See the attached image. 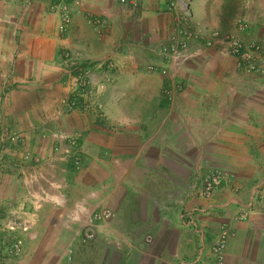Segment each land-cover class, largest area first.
<instances>
[{"label":"crops","instance_id":"obj_1","mask_svg":"<svg viewBox=\"0 0 264 264\" xmlns=\"http://www.w3.org/2000/svg\"><path fill=\"white\" fill-rule=\"evenodd\" d=\"M65 2L60 34L59 0H0V231L24 210L32 244L12 264H196L223 225L224 264H264V76L239 70L226 41L264 44V0L191 1L194 28L219 35L172 64L171 101L166 76L146 71L175 15L166 0ZM64 53L104 84L101 116L61 108L74 87ZM213 169L226 179L205 198ZM103 208L112 218L84 240Z\"/></svg>","mask_w":264,"mask_h":264},{"label":"built area","instance_id":"obj_2","mask_svg":"<svg viewBox=\"0 0 264 264\" xmlns=\"http://www.w3.org/2000/svg\"><path fill=\"white\" fill-rule=\"evenodd\" d=\"M66 0H59V24L58 32L64 34L70 21V12L67 7ZM77 3V0H72ZM127 0H119L125 3ZM192 0H166V6L174 15L170 22L167 39L163 40L155 49L154 58L146 65L149 72H160L166 75V82L162 88V93L168 100H172L179 91H181V83L176 80L174 72L170 69L172 64L178 61H184L190 58L192 46H197V54H202L205 49L214 45V38L219 35L218 31H210L205 35L197 28H194L192 21V12L190 3ZM235 31L244 33L246 31V23L241 18L236 20ZM229 45L228 53L235 59L236 67L246 75L264 76V44L258 40H244L237 34H229L226 36ZM63 63L67 65L70 72L73 73L74 87L62 101L61 108L65 112L79 110L92 111L97 116H101V104L98 101V92H101L104 84L98 83L96 88H92L88 83V66L77 56L70 53H64ZM77 152L74 149L73 154ZM76 158V157H75ZM77 164V161H76ZM226 178L224 172L219 169L209 171L200 182L199 192L201 196L209 198L215 190L221 185ZM113 212L109 209H95L88 218L86 228L82 235L84 240H91L95 236V224L108 221L112 218ZM245 213H241L234 219H245ZM13 224H17L12 220ZM10 221L8 222V225ZM229 237L227 226L219 227L218 234L210 247V255L206 260L197 262L196 264H224L226 256V247ZM151 236L145 237V242L149 243ZM18 243V242H17ZM19 244V243H18ZM17 248V244H14ZM201 258L200 253L198 254Z\"/></svg>","mask_w":264,"mask_h":264},{"label":"rangeland","instance_id":"obj_3","mask_svg":"<svg viewBox=\"0 0 264 264\" xmlns=\"http://www.w3.org/2000/svg\"><path fill=\"white\" fill-rule=\"evenodd\" d=\"M237 19L238 18H236L234 21V27H236ZM146 71L149 72L148 70ZM149 73H153V72H149ZM24 213L25 212L23 210V212L17 214L18 217L15 218V220H13L17 224H13L12 219L10 217H7L4 222L8 224V222L10 221V224L6 225L4 230L0 231V264H12V262H15L16 259H18L21 256L24 249H27L28 247L30 248L32 246V244L29 242H26V244L23 245L22 238L20 239V234H22L23 236L29 230V225L25 219ZM14 244H17V248L15 247ZM50 247H53L51 251L54 252L56 256L61 254V244H52L50 245Z\"/></svg>","mask_w":264,"mask_h":264}]
</instances>
